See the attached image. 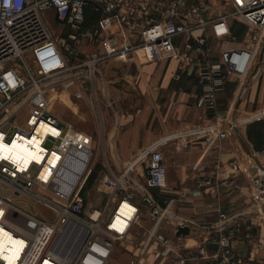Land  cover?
<instances>
[{
	"label": "built area",
	"instance_id": "built-area-1",
	"mask_svg": "<svg viewBox=\"0 0 264 264\" xmlns=\"http://www.w3.org/2000/svg\"><path fill=\"white\" fill-rule=\"evenodd\" d=\"M221 2L225 9L216 12L211 0H0V228L20 242L13 264H108L115 245L126 239L141 210L125 178L144 193L143 201L152 204L153 209L149 210L152 220L171 214L154 204L149 194V189L162 191L167 187L165 156L160 151L139 152L132 164L123 168L122 175L105 173L101 184L109 194L107 206L88 212L84 192L93 172L95 140L87 132L60 120L46 95L53 82L63 80L52 86L66 91L85 82V62L74 64L70 60L78 53L75 43L81 37L101 40L107 20L118 23L128 37L137 38L113 55L141 50L149 62L179 60L176 80L184 75L197 77L201 93L195 106L212 112L220 120V130L190 128L188 138L202 139L212 146L217 141L237 137L248 119L241 111L243 92L258 71L264 49V0ZM88 11L100 16V23L82 32ZM49 12L59 26L72 30L64 45L48 25L45 14ZM237 21L246 28L240 42L234 35ZM218 43L228 46L220 57H214L213 46ZM237 43L239 46H232ZM101 60L99 54H93L86 62L90 67L86 75H96V64ZM234 78L236 89L225 107L221 96ZM75 96L84 98L83 91ZM24 110V122L18 123L17 116ZM41 125L49 129L41 140L38 152L41 158H32L27 167L21 168L9 148L14 141L26 144L40 136ZM53 155L55 158L50 162ZM256 164L255 158L240 147L230 167L242 175ZM138 165L145 166L144 183L132 182L129 174L130 168ZM73 173L75 181L69 185ZM20 198L51 210L55 220L40 219L30 207L21 206ZM125 201L138 210L125 229L120 230L112 221ZM255 202L258 213L264 212V195L256 194ZM228 221L222 214L219 228ZM83 235L86 238L74 254L68 248L58 249L61 244L72 248ZM157 239L162 246L153 254L154 259L177 256L179 264L194 261L174 249L168 237L158 235ZM232 243V234L223 232L214 251L201 246L198 256L206 258L207 264H246L234 254ZM6 256V251L0 253V264H8ZM147 261V256H140L129 264Z\"/></svg>",
	"mask_w": 264,
	"mask_h": 264
},
{
	"label": "crops",
	"instance_id": "crops-1",
	"mask_svg": "<svg viewBox=\"0 0 264 264\" xmlns=\"http://www.w3.org/2000/svg\"><path fill=\"white\" fill-rule=\"evenodd\" d=\"M211 1L216 12L225 9L221 0ZM47 14L55 20L52 12ZM92 14L87 12L86 30L100 23L101 17ZM104 25L106 30L101 40L81 37L75 43L82 59L72 62H85V117L95 118V128L92 125L85 129L97 137L98 150L113 152L115 168L110 164L105 172L108 174L122 175L123 168L130 166L139 152H162L167 168L163 197L170 200V206L174 204V215L190 227L188 235L177 236L174 224L162 217L151 222L143 218L140 210L138 221L123 241L131 252L130 260L147 256V264H179L177 256L153 258L162 246L157 236L164 235L174 249L194 260L190 264H207L206 258L198 256V249L207 246L214 251L218 238L226 232L233 236L237 257L246 264H264V212L258 213L255 202L256 194L264 195V171L257 164L248 174L239 175L231 169L236 150L242 147L238 136L217 141L212 146L202 139L188 138L190 128L201 127L207 132L220 130V120L212 112L195 106L201 93L197 77L184 75L176 80L179 60L149 62L141 50L113 55L137 38L128 37L125 29L114 21L107 20ZM59 28L62 33L66 27ZM245 33V26L237 21L234 26L237 42ZM227 46L214 45L211 55L220 57ZM95 53L102 57L96 64L99 76L86 75L90 68L86 62ZM250 80L241 106L242 114L248 119L240 132L264 167V58ZM236 83L237 79H232L221 96L225 107L231 102ZM97 108L102 124L96 127ZM129 174L132 182L140 183L147 176L144 165L132 166ZM138 193L135 191L136 198ZM146 214L149 215V210ZM222 214L229 221L219 228Z\"/></svg>",
	"mask_w": 264,
	"mask_h": 264
},
{
	"label": "rangeland",
	"instance_id": "rangeland-1",
	"mask_svg": "<svg viewBox=\"0 0 264 264\" xmlns=\"http://www.w3.org/2000/svg\"><path fill=\"white\" fill-rule=\"evenodd\" d=\"M46 18L48 19V25L50 26L53 34L55 36H60L59 41L61 45H64L65 42H67L66 36L69 32L72 30L70 28H64L63 32L61 33V28L57 24V22L51 18L50 14H45ZM113 21V20H110ZM115 22V21H114ZM116 23V22H115ZM117 25H119L117 23ZM98 26V25H97ZM85 26L83 27L82 32H85ZM110 30V29H109ZM65 48L67 47L64 46ZM78 50V53L76 55H72L70 58L71 61L76 62L81 60V53ZM82 84V85H81ZM77 85L76 87L71 88L69 91H66L62 89L61 87H49V89L46 92L47 98L51 103L53 112L57 115V117L64 121L65 123L70 124L76 129L82 130L87 132L88 134L92 135L95 140V148L93 153V172L88 179V182L85 186V196L87 199V210L88 212L94 211V210H102L106 208L107 202H108V193L102 189L101 181L103 179V176L105 172L109 169V165L111 164V167L114 169V155L113 152H106L103 150H98V141L97 137L90 132L86 131L87 128H90L95 126V118L94 119H87L85 117V98L78 99L76 98L75 94L76 92L80 90H85V82ZM99 108H97V118H96V127L99 124H102L101 115L99 112ZM24 116H25V110L21 111L17 116V122L23 123L24 122ZM99 118V119H98ZM86 128V129H85ZM95 128V127H94ZM110 159H109V158ZM117 170V168H116ZM119 173V170H118ZM125 182L129 188V191L132 192V190L138 191L139 197L136 198L135 201L140 202L141 210H142V216L145 219L151 220V222H154L155 220L151 219L150 215H147V210H152L153 206L149 202L143 201L144 193L138 188L135 189L134 185L131 184V182L125 178ZM149 194L152 196L154 200H151L154 204L160 205L162 208H165L168 210L169 213L174 215L175 207L174 204L170 206L169 202L170 200H167L163 197V193L161 190H155V189H149ZM21 206L24 208L30 207V211L33 212L37 217L40 219H43L48 222H53L56 218L55 214L51 211L45 208L43 205H35L33 202L26 198H20ZM162 217V218H161ZM161 219L168 220L171 224H174L173 221H171L167 216L160 215ZM183 227L186 225H182ZM85 235L82 236L81 240L77 243V247L72 246L67 247L63 244V250H71L74 254L76 251H78L82 245V242L85 240ZM57 241H61L60 238H57ZM62 245V244H61ZM67 247V248H66ZM71 248V249H70ZM76 250V251H75ZM130 250L124 242H118L115 245L114 251L112 253V256L109 260L108 264H129V261L131 259Z\"/></svg>",
	"mask_w": 264,
	"mask_h": 264
},
{
	"label": "bare ground",
	"instance_id": "bare-ground-1",
	"mask_svg": "<svg viewBox=\"0 0 264 264\" xmlns=\"http://www.w3.org/2000/svg\"><path fill=\"white\" fill-rule=\"evenodd\" d=\"M48 127L45 125H41L38 128V133L40 136H35L32 138L29 143L24 144L18 143L14 141L12 146L9 148V151L12 154V157L17 162V164L22 168H25L30 163L32 158H37L40 160L41 157H38V152L41 148V140L48 131ZM31 147H33L31 149ZM55 156H51L49 161H53ZM75 176L74 173L71 175L69 180V185L74 184ZM117 210L119 213L113 218L112 224L114 227L123 230L125 229L126 225L129 223V220L133 219L136 214V210H138L134 205H132L129 201H125ZM20 242L14 240V237L11 233L3 231L0 228V253L3 251L7 252V261L8 264H13L15 255L18 252V246ZM66 246V244H65ZM78 245H75L76 248ZM58 249H61V245L57 246ZM67 248V247H66ZM76 251V250H75Z\"/></svg>",
	"mask_w": 264,
	"mask_h": 264
},
{
	"label": "water",
	"instance_id": "water-1",
	"mask_svg": "<svg viewBox=\"0 0 264 264\" xmlns=\"http://www.w3.org/2000/svg\"><path fill=\"white\" fill-rule=\"evenodd\" d=\"M263 53H264V49H263ZM262 53V56L260 58V63L263 61V56L264 54ZM99 76V74H97ZM66 79H69V78H66ZM64 79V80H66ZM63 81V80H61ZM61 81H56V82H53L52 84H50L49 86H52V85H56L58 84L59 82ZM251 84V82H249L246 86V88L244 89V92L246 91V89L248 88V86ZM47 86V87H49ZM237 136H238V139H239V142L242 146V148L244 149V151L248 154H251L255 159H256V163L258 164V166H260L263 170H264V167L261 165L259 159L257 158L252 146L250 145V143L248 142V140L242 135V133L240 131L237 132ZM166 216L168 218H170L174 223H175V227L177 228L178 230V233H177V236H186L190 233V227L189 226H182L184 225V223H186L185 220H182L180 218H177L171 214H166Z\"/></svg>",
	"mask_w": 264,
	"mask_h": 264
},
{
	"label": "trees",
	"instance_id": "trees-1",
	"mask_svg": "<svg viewBox=\"0 0 264 264\" xmlns=\"http://www.w3.org/2000/svg\"><path fill=\"white\" fill-rule=\"evenodd\" d=\"M92 16L95 17L96 15H95V14H94V15L92 14ZM97 16H98V15H97ZM99 17H100V16H99ZM222 100H223V98H222ZM221 103H222L223 106H225V102H224V101H221Z\"/></svg>",
	"mask_w": 264,
	"mask_h": 264
}]
</instances>
